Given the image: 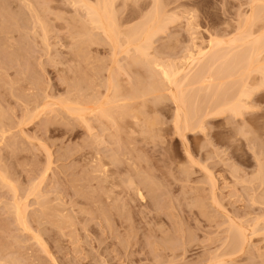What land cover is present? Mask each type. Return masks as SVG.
Wrapping results in <instances>:
<instances>
[{"label":"rangeland","instance_id":"rangeland-1","mask_svg":"<svg viewBox=\"0 0 264 264\" xmlns=\"http://www.w3.org/2000/svg\"><path fill=\"white\" fill-rule=\"evenodd\" d=\"M158 1L113 0L123 31L141 30L155 3L169 17L148 45L149 59L133 48L127 54L123 34L126 51L118 48L114 65L113 46L78 0H0V264H264L260 74L249 76L243 112L209 117L205 130L197 123L206 94L186 88L198 116L196 130L182 135L158 67L185 68L209 42L229 43L248 29L254 39L264 34V0ZM249 16L255 28L245 27ZM232 55L225 66L232 57L234 66L230 60L222 72L237 80L241 53ZM234 82L233 90L225 86L229 99L240 92ZM105 100L119 108L103 106V116ZM238 229L249 243L233 255Z\"/></svg>","mask_w":264,"mask_h":264},{"label":"bare ground","instance_id":"bare-ground-1","mask_svg":"<svg viewBox=\"0 0 264 264\" xmlns=\"http://www.w3.org/2000/svg\"><path fill=\"white\" fill-rule=\"evenodd\" d=\"M73 1V0H72ZM74 1H76L75 3H77V0H74ZM79 2L76 4V5H79V3L81 4V3H83L84 4V1L83 0H78ZM96 1H99V3L97 2V5L94 3V6H93V4L91 5V4H89V5H85L86 7H87V9L86 10H88V12H87V14H89V16H90V20H92V21H90V22H93L94 23V25H96L97 27V30L99 29L100 31H103V35L105 34V37H106V39L108 40L107 42H109L110 41V43H111V45L113 46V54H112V56H113V63L115 62V64L114 65H116V63H118V61H117V59H116V57L118 58V56L119 55H117V54H115L116 53V51L118 50V48H120V50L121 49H123V51H124V53H125V51L127 50V54H130V56H131V53H130V51H131V48H133V50L135 49L136 50V52H138V53H140V58H141V55H144V57L145 58H147V59H149L148 57L150 56L148 53V51L149 50H151L152 49V45H151V48L148 50V48L150 47V42L152 41V39H153V36H154V33H158L159 32V30L163 27V24H164V26H165V24H168V23H166L167 21H164L163 19H165V17L163 18V16L166 14H164V15H161V14H163L162 12H161V9L163 8H159V4H157V3H155V2H159L158 0H155V5L154 4H152L153 5V10L152 11H150V13L149 14H146V16H145V20H146V18H147V23L145 22V26L140 30V29H138L139 27H138V25H137V29L139 30V31H137V29H135V30H132V31H129L130 29L129 28H127V29H129L128 31H127V29H126V31L124 30H122V28H121V30L118 28L117 29V26L118 25H116V20L118 21V19H117V16L115 17V13L113 14V10H111L112 8H113V0L111 1V0H108V2H106V0H96ZM138 1V0H137ZM161 1V0H160ZM87 2H88V0H87ZM126 2H129V1H126ZM134 2V1H133ZM133 2H131V3H133ZM148 2V1H147ZM152 2V1H151ZM163 2V1H162ZM168 2V1H167ZM109 3H112V4H109ZM153 3V2H152ZM164 3V2H163ZM87 4V3H86ZM160 4L163 6L164 4H162L161 2H160ZM83 5V6H84ZM151 5V6H152ZM91 6H93V7H91ZM97 6V7H96ZM144 7H145V5H144ZM144 7H143V9H144ZM146 7H147V5H146ZM151 8V7H150ZM149 8V9H150ZM84 9V8H83ZM142 9V8H141ZM152 9V8H151ZM132 10H133V8H132ZM145 10V9H144ZM257 10V9H256ZM135 11H136V9H135ZM139 12H140V9L138 10ZM147 11V10H146ZM163 11V10H162ZM165 11V10H164ZM170 11V10H169ZM254 11V10H253ZM260 11V10H259ZM252 12V11H251ZM36 13V12H35ZM146 13V12H145ZM169 13V12H168ZM253 13V12H252ZM255 14L257 15L258 13L257 12H255ZM260 14H262V13H260ZM259 14V15H260ZM132 15V14H131ZM173 15V14H172ZM172 15H170V16H172ZM88 16V17H89ZM148 16V17H147ZM166 16H167V14H166ZM250 17V16H249ZM251 17H252V15H251ZM250 17V18H251ZM253 17H254V15H253ZM135 18V17H134ZM141 18V17H140ZM167 18H169L168 16H167ZM166 18V19H167ZM250 18H247L244 22V25H245V27H246V25H247V27L251 24V20L253 21V23H254V20L256 19H250ZM172 19V18H171ZM170 19V20H171ZM143 20V19H142ZM168 20V19H167ZM169 21V20H168ZM170 22V21H169ZM45 22H43V24H44ZM118 23V22H117ZM141 23H142V21H141ZM163 23V24H162ZM255 23H256V21H255ZM142 25H144V23L142 24ZM160 25H162L161 26V28H159L160 27ZM190 25V24H189ZM251 25H253V28H255L254 27V24H251ZM167 26V25H166ZM191 26V25H190ZM193 27V26H192ZM250 27V26H249ZM257 27V26H256ZM45 28V27H44ZM132 28H134V27H132ZM135 28H136V26H135ZM141 28V27H140ZM242 29H244V28H242ZM263 29V28H262ZM98 30V31H99ZM162 30V29H161ZM120 31H123V32H120ZM156 31H158V32H156ZM241 31V30H240ZM247 31H248V34H247ZM247 31H245V32H243V35H239L238 37H236V38H234L235 40H233V39H231L230 41L231 42H229V43H232V44H229V43H227L228 45H230V47L226 44V43H224V41L223 42H221V41H218V40H214V42H209V46H208V50L206 51L205 50V52L203 53L202 51V53L199 51L198 52V55H196L197 56V58H195L196 56H193V55H191V58L193 59V57L195 58V59H193V60H189V61H191V63H189L188 65H186V67L184 68L183 66V68H181V67H175V66H177V65H175L174 67L171 65V64H166V65H164L163 63H164V61H163V63L162 64H158V67L161 69H159L160 71H161V73H159V74H162L161 75V77H162V79L164 78L166 81H167V83L170 85L169 87H171V88H169V90H168V93L169 92H171L172 93V95H170L171 97H172V99H173V103L174 104H177L178 105V107H177V109H176V113H177V115H176V125L175 126H177V129H178V132H180L182 135L184 134V133H186V131L188 132V131H190V130H193V131H195L196 130V126H195V129L192 127V121H193V119H195L196 120V118H194L195 117V115H197L198 116V114H195L196 112L194 111V112H192L191 110V108H193V110L196 108V105H194V104H191V103H189V100H190V102H192V100H194V99H190L189 97H188V95H187V93L186 92H188V90H186V88L188 89V87L189 86H196V87H198L197 89L196 88H194V90L196 91H203V92H199L200 94H206V97H204L205 99H203L204 101H205V104H202V105H205L206 107H205V109H204V112L202 113L201 112V110H200V112L203 114V115H201V113L199 114V115H201V120L199 121L198 120V122L199 123H197V128H199V130L200 129H203L204 128V122H205V119H207V118H211V117H217V116H221V115H223V114H225V113H229L230 112V114L232 113V114H235V115H237L236 117H238L239 116V114H241L242 112H243V110L245 109L244 108V105H243V103H244V97L246 98H248V97H250V96H248V95H250L251 93H249V91H250V89L249 88H251L250 86H248L249 84V79H250V75H252L253 74V72H257L258 74H260V81H261V83H259V85L258 86H264V34H262V33H260V31H259V37H255V39H254V37L252 36V34H250L251 32H252V29H251V32H250V29H248ZM246 35H245V34ZM123 34L125 35L124 36V38L126 37V39H124V40H126V42H128V44L127 43H125V44H127L128 45V47H127V49H126V47L124 46V48L126 49V50H124V48H122V46L124 45V43L122 42V41H124L123 39L121 40V37H123ZM240 34H242V33H240ZM156 35V34H155ZM242 36H245V37H242ZM249 36V37H248ZM97 37V36H96ZM154 37H156V36H154ZM241 37V38H240ZM253 37V38H252ZM92 38V37H91ZM195 38V37H194ZM95 39V38H94ZM98 39V38H97ZM199 39V38H198ZM247 40V42L245 41V40ZM249 39L251 40L252 39V41H249ZM254 39V40H253ZM91 40V39H90ZM101 40V39H100ZM99 40V41H100ZM197 40V39H196ZM210 40H211V38H210ZM94 41V40H93ZM93 41H91L92 43H93ZM104 41V40H103ZM213 41V40H212ZM91 42H89V43H91ZM104 42H106V40L104 41ZM121 42L123 43V45L121 44ZM156 42V41H155ZM239 42H240V44H239ZM152 43V42H151ZM239 45H238V44ZM101 44V43H100ZM109 45V44H108ZM148 45H149V47H148ZM228 46L229 48L227 49V52H226V50H224V47H226V46ZM231 45H233V46H231ZM235 45V46H234ZM238 46V50L236 49V47ZM246 46V47H244V46ZM196 46V45H195ZM223 46V47H222ZM111 47V46H110ZM235 47V48H234ZM242 47H244L243 49H241ZM202 49V48H201ZM234 49V50H233ZM243 51H241V50ZM153 50V49H152ZM224 50V51H223ZM122 51V50H121ZM235 51H236V54H237V52L239 51L240 53H241V55H240V57H238V58H240V63L239 64H237L236 63V65H238V67H240V69H239V72H238V74L239 73H241V75L239 74V76H240V78L239 79H237V80H235L236 78H233V77H235L234 75H233V73H229L228 71H225V73H229L228 75L227 74H225V73H223L222 72V70L224 71L225 70V68L224 69H222V67H228L229 68V65H230V62L232 61L233 62V60H232V58L229 60V63H227L228 64V66L226 65L225 66V64H226V62H228V59H229V57H230V55H232L233 53H234V57H235ZM222 52H226L225 54H223ZM117 53H119V52H117ZM138 53H137V55H138ZM201 53V54H200ZM124 55H126V54H124ZM133 55V54H132ZM239 55V54H238ZM126 56H128V55H126ZM139 56V55H138ZM154 56V55H153ZM233 56V55H232ZM144 58V59H145ZM152 59V58H151ZM155 59H156V57H155ZM187 59H188V57H187ZM233 59H235V58H233ZM124 60V59H123ZM142 60V59H141ZM146 60V59H145ZM160 60V59H159ZM137 61H138V58H137ZM144 61V60H143ZM236 61V60H235ZM235 61L232 63L233 64V66H234V63H235ZM138 62H141V61H138ZM138 62H136V63H138ZM149 62V61H148ZM156 62H159L158 60H156ZM238 62V61H237ZM136 63L135 64H133V63H131V64H133V67H134V65H136ZM143 63V62H142ZM153 63V62H152ZM151 63V64H152ZM172 63V62H171ZM175 63V62H174ZM177 63V62H176ZM175 63V64H176ZM184 63V62H183ZM186 63V62H185ZM120 64V63H119ZM118 64V65H119ZM130 64V65H131ZM153 64H155V63H153ZM173 64V63H172ZM187 64V63H186ZM117 65V66H118ZM138 65H139V63H138ZM140 65H141V63H140ZM157 65V63L154 65V67ZM182 65V64H181ZM235 65V67H237ZM144 66V65H143ZM149 66V65H148ZM151 66H153V65H151ZM232 66V67H233ZM119 67H120V65H119ZM153 67V68H154ZM235 67H233V68H235ZM237 67V68H238ZM157 68V67H156ZM156 68H154V69H156ZM227 68V69H228ZM230 68H231V66H230ZM229 68V69H230ZM236 68V69H237ZM151 69V68H150ZM149 69V70H150ZM158 70V72H160ZM234 70L232 69V72H233ZM150 72V71H149ZM152 72V71H151ZM153 72H155L154 70H153ZM152 74H154V73H152ZM157 75V74H156ZM224 75H226V76H224ZM144 76V75H143ZM250 76V77H249ZM113 78V77H112ZM140 78V77H139ZM231 79H234V81H236V82H234V81H231L230 82V80ZM112 80V79H111ZM136 80H138V79H136ZM241 80V83L239 82ZM109 83H110V81H108ZM232 82H234L235 83V85H237V83L239 84V86H237L238 88H240V92H239V95L237 94V93H235V96H236V94L238 95V96H236V98H232V99H229V96L228 97H226V94H223V93H225L227 90H229V89H227V90H225V88H227L228 87V85L230 86V87H228V88H231L232 87V85H230ZM108 83V84H109ZM138 83V82H137ZM230 83V84H229ZM139 85H140V83H139ZM150 85V84H149ZM157 85V84H156ZM162 85V84H161ZM112 86V85H111ZM152 87H150V88H153V84L151 85ZM225 86H227V87H225ZM110 87V86H109ZM143 87H144V85H143ZM160 88V87H159ZM175 88L176 89V91H174L173 89ZM191 88V87H190ZM189 88V89H190ZM233 88L234 87H232V89L231 90H233ZM109 89V88H108ZM236 89V88H235ZM252 89V88H251ZM149 89H147V91H148ZM151 90V89H150ZM157 90V89H156ZM186 90V91H185ZM191 90H192V88H191ZM194 90H192V93H193V91ZM225 90V91H224ZM110 91V90H109ZM134 91V90H133ZM145 91V90H144ZM153 91H155V90H152V92ZM190 91V90H189ZM196 91V92H197ZM118 92V91H117ZM149 92V91H148ZM148 92H146V93H148ZM151 91H150V93H152ZM164 92V91H163ZM229 92H230V90H229ZM251 92V91H250ZM154 93V92H153ZM159 93H160V91H159ZM158 93V94H159ZM162 93V92H161ZM227 93V92H226ZM107 94V93H106ZM202 94V95H203ZM204 94V95H205ZM147 95V94H146ZM153 95H155V94H153ZM195 95V94H194ZM201 95V96H202ZM203 95V96H204ZM193 96V95H192ZM202 96V97H203ZM233 95H231V97H232ZM131 97H132V95H131ZM130 97V98H131ZM161 97V96H160ZM165 97V96H164ZM194 97V96H193ZM201 97V98H202ZM133 99H134V97H132ZM138 98V97H137ZM169 98V97H168ZM201 98H199L198 100H201ZM97 99V98H96ZM115 99V98H114ZM196 99V98H195ZM76 100V99H75ZM106 100H107V98H106ZM105 100V102H104V104L105 105H102V108H103V106H108L109 104L111 105V104H113V105H116V107L117 108H119V106H117V102H110L109 100L108 101H106ZM132 100V99H131ZM136 100V99H135ZM134 100V101H135ZM161 100V99H160ZM197 100V99H196ZM196 100H195V103H197L196 102ZM97 101V100H96ZM104 101V100H103ZM102 101V102H103ZM115 101H116V99H115ZM159 101V100H158ZM202 101V100H201ZM76 103V102H75ZM74 103V104H75ZM79 103V102H78ZM100 103V102H99ZM99 103H97V105L99 104ZM106 103H107V105H106ZM114 103H116V104H114ZM199 103H201L200 101H199ZM198 103V104H199ZM90 104V103H89ZM101 105H99V106H101ZM113 105H111V106H113ZM130 105V104H129ZM177 105H175V106H177ZM200 105V104H199ZM77 106V108H78V105H76ZM75 106V107H76ZM98 106V107H99ZM194 106V107H193ZM70 107H72V106H70ZM86 107H88V106H86ZM93 107V104H92V106H91V108ZM114 107V106H113ZM132 107V106H131ZM79 108H80V106H79ZM102 108H100V109H102ZM111 108V107H110ZM115 108V107H114ZM120 108H122V107H120ZM126 108V107H125ZM129 108V107H128ZM184 108H186V109H184ZM200 108H201V106H200ZM200 108H198V109H200ZM244 108V109H243ZM69 109V108H68ZM75 109L76 108H74V110H72V112L73 111H75ZM89 109V108H88ZM99 109V108H98ZM100 109H99V111H100ZM198 109H197V111H198ZM243 109V110H242ZM78 110V109H77ZM76 110V111H77ZM83 110V109H82ZM82 110H80V111H82ZM105 108H103L100 112H102L103 114V116L105 115ZM126 110H128V109H126ZM196 110V109H195ZM98 111V112H99ZM129 111V110H128ZM128 111H127V113H128ZM84 112H87V111H82L81 112V115L84 113ZM91 112V111H90ZM99 112V113H100ZM113 112V111H112ZM130 112H132L131 110H130ZM77 114L79 113V112H76ZM97 113V112H96ZM125 113V112H124ZM123 113V114H124ZM1 114V113H0ZM101 114V113H100ZM110 114V115H109ZM99 115V114H98ZM111 115H114V114H112V113H108V110H107V115L105 116V117H109L110 118V116ZM125 115V114H124ZM128 115V114H127ZM4 116V115H3ZM30 116V115H29ZM74 116V115H73ZM76 116V115H75ZM86 116V115H85ZM102 116V117H103ZM196 116V117H197ZM241 116V115H240ZM82 117V116H81ZM112 118H113V116H111ZM123 117V116H122ZM127 117V116H126ZM200 117V116H199ZM2 118V117H1ZM95 118H97V117H95ZM111 118V119H112ZM121 118V117H120ZM81 119V118H80ZM111 119H110V121H111ZM82 120V119H81ZM113 120V119H112ZM123 120V119H122ZM3 121V120H2ZM107 121V120H106ZM99 123V122H98ZM113 123V122H112ZM114 124V123H113ZM149 124V123H148ZM2 127V126H1ZM89 127V126H88ZM119 127V126H118ZM206 128V127H205ZM205 128H204V130H205ZM105 129V128H104ZM204 130H202V131H204ZM1 131V130H0ZM3 132H5V131H2L1 133H2V137L4 138L5 137V135L3 134ZM119 132V131H118ZM184 132V133H183ZM117 133V132H116ZM4 135V136H3ZM181 135V136H182ZM117 136V135H116ZM183 137H185V136H183ZM18 138V137H17ZM184 139V138H183ZM16 141V140H15ZM15 143V142H14ZM7 146V145H6ZM13 150V149H12ZM11 151V150H10ZM188 151V150H187ZM9 152V151H8ZM11 154V153H10ZM16 154V153H15ZM260 168H262V169H264L263 168V166L261 165V167ZM262 169H260V171H262V173H263V171L264 170H262ZM8 172V171H7ZM262 173H259V179L260 178H262V177H260V176H262ZM8 175V174H7ZM258 179V178H257ZM258 179V180H259ZM0 180L2 181L1 183H4V181L3 180H5V179H3L2 180V178H0ZM260 180H262V179H260ZM213 182V181H212ZM7 183V182H6ZM6 183H5V185H6ZM34 184H36V182L34 183ZM1 185H3V184H1ZM7 187H8V185H7ZM6 187V188H7ZM9 187H11V186H9ZM8 187V188H9ZM31 187H32V185H31ZM11 188H13V187H11ZM10 188V189H11ZM34 188V187H33ZM35 189V188H34ZM14 190V189H13ZM12 190V192H14ZM37 190V189H36ZM16 191V190H15ZM31 191V190H30ZM32 191H34V190H32ZM36 192V191H35ZM16 193V192H15ZM33 193V192H32ZM31 193V194H32ZM29 194V193H28ZM33 195H35V194H33ZM144 194L142 193L141 194V197L143 196ZM13 196H14V194H13ZM37 196V195H36ZM138 197H139V191H138V195H137ZM40 197H41V195H40ZM141 197H139V198H141ZM42 198V197H41ZM144 198H145V196H144ZM40 199V198H39ZM141 200V199H140ZM145 199H143V201H144ZM44 201H45V199H44ZM142 201V200H141ZM9 204V203H8ZM13 207H14V205H13ZM17 209L19 208L18 206H15ZM44 207V206H43ZM15 210V209H14ZM17 211V215H16V217H17V219H22L23 217L21 216V210H16ZM47 214V213H46ZM39 216V215H38ZM41 216V215H40ZM53 217V216H52ZM69 217V216H68ZM61 218V217H60ZM44 219V218H43ZM57 219V218H56ZM23 220V219H22ZM19 221L18 220V223L20 222H22L21 223V225L22 224H24V221ZM41 220V219H40ZM35 221H36V218H35ZM17 223V222H16ZM56 225V224H55ZM20 226V225H19ZM232 240H231V242H230V246L232 245V247H231V251H232V254L235 252H237V251H243L247 246H248V243H249V236L247 235V233L246 232H244L243 230H240V229H238V230H234V233L232 234ZM228 248H229V246H228ZM230 249V248H229ZM185 251H186V249H184ZM184 251V252H185ZM183 252V253H184ZM228 254H230V253H228ZM232 254L231 255H228V256H232ZM183 255V254H182ZM181 255V256H182ZM184 255H186V254H184ZM233 255H235V254H233ZM175 256V255H174ZM227 256V255H226ZM180 257V256H179ZM182 257H184V256H182ZM223 258H220L219 260H216V262H211V264H223V263H227L226 261H224V260H222ZM212 261H215V259L214 260H212ZM210 264V263H209Z\"/></svg>","mask_w":264,"mask_h":264}]
</instances>
